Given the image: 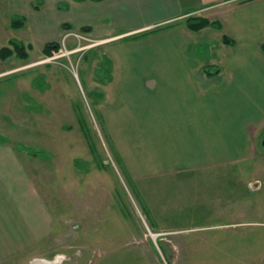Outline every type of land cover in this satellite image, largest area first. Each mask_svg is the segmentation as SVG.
Here are the masks:
<instances>
[{
  "label": "rangeland",
  "instance_id": "obj_1",
  "mask_svg": "<svg viewBox=\"0 0 264 264\" xmlns=\"http://www.w3.org/2000/svg\"><path fill=\"white\" fill-rule=\"evenodd\" d=\"M32 2L70 15L68 0ZM30 9L0 0V49L15 40L27 54L0 58V264H264V157L250 186L183 177L188 200L156 225L98 111L107 46L86 28L12 27ZM202 214L210 224L194 223Z\"/></svg>",
  "mask_w": 264,
  "mask_h": 264
},
{
  "label": "crops",
  "instance_id": "obj_2",
  "mask_svg": "<svg viewBox=\"0 0 264 264\" xmlns=\"http://www.w3.org/2000/svg\"><path fill=\"white\" fill-rule=\"evenodd\" d=\"M68 1L61 16L17 0L33 31L86 28L107 46L98 111L153 222L169 224L188 200L178 196L183 177H250V186L260 171L248 165L264 157V0ZM194 16L220 28L193 31Z\"/></svg>",
  "mask_w": 264,
  "mask_h": 264
},
{
  "label": "trees",
  "instance_id": "obj_3",
  "mask_svg": "<svg viewBox=\"0 0 264 264\" xmlns=\"http://www.w3.org/2000/svg\"><path fill=\"white\" fill-rule=\"evenodd\" d=\"M25 23V19L24 18H20L19 20H14L12 27L18 29L21 28ZM187 26L189 29L193 30V31H200L206 27H214V28H220V24L218 22H211L209 19L207 18H202V17H190L187 20ZM227 41V40H226ZM11 45L13 46V48L11 47H4L0 49V58L3 60L8 59L9 57H11L12 55L16 54L17 56H19L20 58L25 59L27 57L26 54V47L15 40H12ZM31 48V47H30ZM58 50L59 46H55V44H48L46 46L45 49V54H52L53 50ZM264 49V46H263ZM120 163L122 164V161L119 159ZM123 167V165H122ZM124 170V167H123ZM125 172V170H124ZM126 176L128 178H130L127 173L125 172Z\"/></svg>",
  "mask_w": 264,
  "mask_h": 264
}]
</instances>
